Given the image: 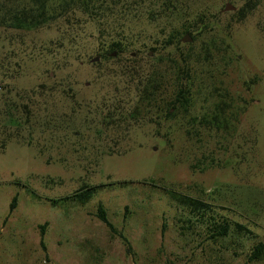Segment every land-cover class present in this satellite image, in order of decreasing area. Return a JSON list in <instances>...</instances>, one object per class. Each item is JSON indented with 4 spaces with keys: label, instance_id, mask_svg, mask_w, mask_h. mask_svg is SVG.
Segmentation results:
<instances>
[{
    "label": "rangeland",
    "instance_id": "obj_1",
    "mask_svg": "<svg viewBox=\"0 0 264 264\" xmlns=\"http://www.w3.org/2000/svg\"><path fill=\"white\" fill-rule=\"evenodd\" d=\"M18 1L0 0V264H264V256L248 261L252 248L264 243V0H171L172 25L197 32L196 40L182 42L187 33L182 32L179 49L154 52L155 38L169 27L143 14L131 24L143 32L140 40L114 61L102 60L94 22L58 20L34 30L8 26ZM150 1L137 0L140 13ZM226 3L235 10L223 11ZM187 50L200 59L189 67L187 112L177 104L169 116L165 106L154 120L142 119L128 133L109 131L97 138L83 130L82 137L58 148L48 147L40 128L24 124L30 110L39 119L46 111L47 93L32 92L40 85L70 81L68 96L54 92V97L60 111L79 109L102 94L106 65L145 66L146 58ZM96 56L99 60L91 62ZM177 85L173 76L167 79L165 103ZM217 89L235 102L245 100L246 112L236 126L244 133L255 127L256 149L242 163L222 152L217 156L230 165L193 171L195 146L185 135L186 121L210 109ZM107 147L129 150L99 156ZM84 184L107 186L85 203L63 200ZM173 194L208 207L193 211ZM13 196L16 206L10 212ZM99 203L114 231L96 217ZM217 221L230 223L226 236L212 237Z\"/></svg>",
    "mask_w": 264,
    "mask_h": 264
},
{
    "label": "trees",
    "instance_id": "obj_2",
    "mask_svg": "<svg viewBox=\"0 0 264 264\" xmlns=\"http://www.w3.org/2000/svg\"><path fill=\"white\" fill-rule=\"evenodd\" d=\"M171 0H151L145 6L143 13L136 7L137 0H19L15 7H12L11 16L5 22L10 27L18 29L34 30L45 25L57 22L58 20L78 19L80 21L94 22L97 25L98 36L102 39L103 54L102 60H115L116 57L131 49L140 40L143 32L132 29V21L136 17L147 15L148 21H162L168 28L167 34L156 37L157 45L151 50H167L170 47L179 49L182 46L180 35L182 32L190 34L193 41L198 33H193L188 27H174L172 25L173 10L169 6ZM247 3L241 6L240 13L244 16L247 13ZM207 25H205L206 27ZM192 44H189L191 47ZM193 50L186 52L170 53L160 55L159 58H146L145 66L137 64H112L106 65L101 71L103 91L95 100L86 101L76 109L74 106L69 111H60L54 92L69 94L73 90L70 81L63 80L54 85H40L33 89L35 94L38 91L47 93V108L43 113V118L39 119L37 112L29 111L24 124L34 130L40 128L41 133H46L48 137V147H59L65 140L78 139L83 136L84 131L92 132L94 137L101 138L109 131L127 133L142 119H152V116L162 114L163 108L167 115H172L171 110H176L178 105L184 112L189 111L192 102L191 76L189 67L191 62L200 59L194 58ZM115 53V56L112 55ZM131 56V54H130ZM127 59L132 61V57ZM206 59V57H204ZM102 62V61H101ZM103 63V62H102ZM106 64V62H105ZM170 76L177 80L178 85L174 98L165 103L162 90L166 86ZM252 82H256L253 80ZM216 96L218 99L213 102L210 109L201 116H192L186 121L184 129L187 139L195 146L193 161L189 163L193 171L203 172L210 168L223 169L230 165L232 161L220 158L217 154L222 152L231 153L235 163L246 161V155L253 153L257 145V134L254 126L244 133L238 129L240 117L246 112L247 105L244 99L235 102L228 92L220 91ZM33 96V95H32ZM32 104H34L32 102ZM178 104V105H177ZM45 118V120H44ZM9 121L20 127L19 119L10 117ZM80 124L82 130L76 129ZM45 127V128H44ZM208 137L211 141L208 142ZM214 144L209 147V143ZM129 148L119 150L118 148H108L99 152V156L111 155L115 152L125 153ZM42 151L39 148V152ZM105 184L81 185L80 188L69 198L85 203L89 201ZM173 198L182 203L186 208L193 211L206 209L208 205L200 199L189 196H176ZM56 201H52L55 205ZM16 206V196L10 202V212ZM96 217L104 223L111 231L113 225L107 218L106 211L101 203L97 205ZM238 228L242 225L235 224ZM40 243L43 244L44 225L40 226ZM230 230V223L227 221L214 223L212 237L226 236ZM264 256V243L256 244L248 255V261L259 260Z\"/></svg>",
    "mask_w": 264,
    "mask_h": 264
},
{
    "label": "water",
    "instance_id": "obj_3",
    "mask_svg": "<svg viewBox=\"0 0 264 264\" xmlns=\"http://www.w3.org/2000/svg\"><path fill=\"white\" fill-rule=\"evenodd\" d=\"M223 11H233L235 10V6L230 4V3H226L225 6L223 7L222 9ZM192 40L191 36L186 33L182 38H181V41L182 42H190ZM131 55H134V53L132 52ZM99 60V57H93L90 61L91 62H95V61H98ZM88 84V83H86Z\"/></svg>",
    "mask_w": 264,
    "mask_h": 264
},
{
    "label": "flooded vegetation",
    "instance_id": "obj_4",
    "mask_svg": "<svg viewBox=\"0 0 264 264\" xmlns=\"http://www.w3.org/2000/svg\"><path fill=\"white\" fill-rule=\"evenodd\" d=\"M113 56H115V53H112Z\"/></svg>",
    "mask_w": 264,
    "mask_h": 264
}]
</instances>
